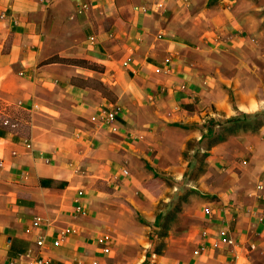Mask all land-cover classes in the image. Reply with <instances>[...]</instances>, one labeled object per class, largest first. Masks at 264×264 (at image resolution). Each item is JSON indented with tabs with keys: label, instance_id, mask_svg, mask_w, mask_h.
<instances>
[{
	"label": "crops",
	"instance_id": "crops-1",
	"mask_svg": "<svg viewBox=\"0 0 264 264\" xmlns=\"http://www.w3.org/2000/svg\"><path fill=\"white\" fill-rule=\"evenodd\" d=\"M262 112L264 0H0V264H264V123L206 150L212 198L161 252L147 235L208 120Z\"/></svg>",
	"mask_w": 264,
	"mask_h": 264
},
{
	"label": "rangeland",
	"instance_id": "rangeland-1",
	"mask_svg": "<svg viewBox=\"0 0 264 264\" xmlns=\"http://www.w3.org/2000/svg\"><path fill=\"white\" fill-rule=\"evenodd\" d=\"M8 111L11 116L18 118L19 122L15 126L11 125V127L18 132L27 133V127L24 122L27 115L14 108L9 109ZM239 118L243 121L247 120L246 123L249 122L250 125H248V127L251 129L254 127V123L264 122V112H262L259 116L255 114L248 116L240 115ZM196 145V142L189 141V149L184 151L185 158L190 161L187 165L183 178L173 181L165 177L166 182L163 183L164 186L171 188L176 187V189L170 193L168 199H160L157 203L158 209L160 210L158 215L160 216L159 222L161 226L158 225L157 228H151L147 234L150 239L154 240V253H156V251L161 252L164 246V238L168 236L170 230H172L174 226L176 211L180 209L181 206L188 204L190 196H193L192 198H196L197 200L203 198L206 195L204 183L208 184L212 181V177H208L206 180H201L202 175L206 171V163L204 161L203 152L196 147ZM190 149H195V151H191ZM201 183L203 184L201 185ZM157 186L158 185L154 186L155 190L158 188ZM164 233L166 234L165 237L162 236Z\"/></svg>",
	"mask_w": 264,
	"mask_h": 264
},
{
	"label": "trees",
	"instance_id": "trees-1",
	"mask_svg": "<svg viewBox=\"0 0 264 264\" xmlns=\"http://www.w3.org/2000/svg\"><path fill=\"white\" fill-rule=\"evenodd\" d=\"M255 115L259 116V114H255ZM227 121L230 122L231 124L228 127L227 126L226 127H221L217 131H214V129H213L214 126L216 125V122L213 119H210L208 121V124H207L208 142H207L205 150L202 151L203 152V156H204V160H205V158L207 156L206 150L209 149L213 143L226 139L227 135L231 134L235 129H239V128L244 129V130L250 129L248 127V125H250L249 122L246 123L247 120L243 121L240 118L234 117V118L228 119ZM261 123H264V122H256V123H254V127L258 126ZM254 127H252L251 130ZM187 149H189L188 144H187ZM155 177H157L156 174H155ZM158 180L161 181V183H165L166 182V179L164 177H159ZM204 197L205 198L206 197L207 198H212L211 196H209L207 194ZM180 209H181V207H180ZM180 209H178L176 211V215L180 211ZM159 219H160V216L158 215L157 219H156V222H155V225L157 227H158V225L161 226V224L159 222ZM140 222H143V220L140 219ZM165 235H166L165 233L162 234L163 237H165ZM156 253H159V251H156ZM143 264H146V262H144Z\"/></svg>",
	"mask_w": 264,
	"mask_h": 264
},
{
	"label": "built area",
	"instance_id": "built-area-1",
	"mask_svg": "<svg viewBox=\"0 0 264 264\" xmlns=\"http://www.w3.org/2000/svg\"><path fill=\"white\" fill-rule=\"evenodd\" d=\"M87 8H88V4L87 3H82L81 5H79L78 10L79 11H82V10H86ZM88 41H89L90 44L93 45L95 43V36L94 35L89 36ZM117 112H118V109L117 108H112V109H106V110H104V119L106 121H109V122L114 121L116 119ZM26 146L28 148H30L31 147V142H26ZM123 172L124 173H127V170L124 169ZM39 220H40V218L37 217L36 218V221H39ZM220 239L223 242H227V243H230V244L233 243L232 239L230 237H228V233L226 231H222L221 232ZM37 243L39 245H42L43 244V238L39 239L37 241ZM251 247H253V245H251ZM202 249H203V247L201 246L200 248H198V249L195 250V253L196 254H199ZM32 264H48V262H45V261H43L40 258H34L33 261H32Z\"/></svg>",
	"mask_w": 264,
	"mask_h": 264
}]
</instances>
